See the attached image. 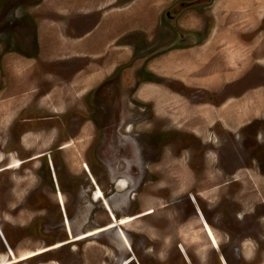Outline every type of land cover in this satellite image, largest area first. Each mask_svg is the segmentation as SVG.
<instances>
[{"label": "rangeland", "instance_id": "obj_1", "mask_svg": "<svg viewBox=\"0 0 264 264\" xmlns=\"http://www.w3.org/2000/svg\"><path fill=\"white\" fill-rule=\"evenodd\" d=\"M262 1L253 0L254 6H251V2L237 0L238 5L230 10L239 16L234 22H238L233 40L236 45L235 48L229 46L232 50L225 48L223 53L230 50L235 56L236 52H242V47L247 51L252 49L240 33L245 31L249 37L253 35L251 28L260 23L255 22V19L260 11L264 12V7L260 9L264 3ZM60 5L66 8L65 4ZM53 6V2L51 5L48 3L44 11L37 13L28 0H0V264L11 260L6 250L12 249L15 258L18 256L23 259L29 251L55 244L56 248L11 264H118L120 260L133 259L130 264H264V181L261 180L264 179V64L252 69L254 72L249 80L240 81L236 87L229 88L230 84L225 86L228 95L238 93L240 87L242 91L244 86H253L250 96H239L238 101L233 97L234 101L228 99L232 104L231 113L235 114L231 122L229 118H224L225 114L220 109L212 108L215 95L202 96L200 102L197 97L186 94L184 99L155 106V109L150 110L148 119L143 116L136 118L134 115L130 119L133 125L131 133L124 138L114 126L120 121L117 112L109 124L102 123V113L95 109L88 114L94 121L93 125L87 121L85 113L75 111L73 114L70 110L65 117L70 128L64 139L60 138L64 135L62 131L45 133L39 126L35 130L23 132L25 135L18 143L9 134L7 116L9 108L12 109L10 101L14 109L24 102L19 103L16 94L11 99L7 97L10 88L7 86L8 75L14 74L15 93L22 86L25 89L21 95L32 93L24 76L19 77L16 71L10 72L7 51L15 46L13 41L16 31H19L16 28L24 25L23 29H27L24 32L25 43H30V51L35 52L34 15L39 19L45 18L42 29L56 30L57 23L48 21L49 18L58 19L59 13L51 9ZM245 8L252 10L251 14L243 15ZM62 14L60 17L63 18ZM104 18L106 22L107 16ZM259 26L255 29L259 35L251 43L254 52L261 48L263 20ZM54 32L56 40L58 31ZM129 32L135 33L133 30ZM41 34L40 31L38 35ZM227 40L231 39L226 37L223 42ZM82 41L78 45L83 44ZM40 43L46 46V40L42 39L37 42V48L41 46ZM47 47L44 48L45 55H54ZM109 50L111 52L112 48ZM119 52L120 57L127 58L130 49L126 45ZM244 57L240 54L237 63L233 58L230 60L237 71L247 67ZM203 58L207 60L208 56L203 54ZM201 62V57L197 56L189 71L184 70V74H188L189 79L207 80L213 73V65L207 63L205 69V64ZM46 64L45 71L51 68L56 73H64L69 69L60 64ZM109 64L111 68L117 66L113 60ZM18 66L12 65V70ZM93 82L96 85L97 80ZM18 87L20 89L16 91ZM33 95H36L34 91ZM144 97L148 98L149 95ZM31 102L34 108L36 103ZM83 108L77 107L78 110ZM60 139L68 143L59 150ZM136 139L141 147L152 152L153 157L146 162L139 153L135 154V145L128 143ZM39 153L44 155L29 161L25 159ZM13 160L27 161L19 167L6 169ZM88 173L94 186H97L95 189ZM112 175H122L126 186L114 190L110 180ZM138 176L139 181L133 179ZM173 178L181 179L182 182L175 183ZM172 184L178 186L176 190ZM85 188L95 190L92 196L96 199L103 194L110 196L108 205L111 209L104 202L111 218L107 227L101 228L110 221L107 211L100 201H90L89 191ZM144 210L149 213L144 215ZM122 216H129L130 221L122 225L128 239V249L122 247L114 229L103 231L111 227L112 218L119 222ZM192 221L200 223L203 228L214 229L215 238L209 241L200 225H192ZM64 222H68L73 236L78 237V233L93 229L89 233L91 236L71 240L67 232L70 230L66 231ZM182 229L185 240L178 236ZM98 231L102 232L96 234ZM196 232L199 235L193 237ZM180 243L185 248L184 252L177 249Z\"/></svg>", "mask_w": 264, "mask_h": 264}, {"label": "flooded vegetation", "instance_id": "obj_2", "mask_svg": "<svg viewBox=\"0 0 264 264\" xmlns=\"http://www.w3.org/2000/svg\"><path fill=\"white\" fill-rule=\"evenodd\" d=\"M28 1L35 7L37 13L41 10L44 11L48 3L49 5H51V2L54 3L51 9L59 13L58 19L49 18L48 21L57 23L55 26L58 36H56L55 40L54 31L56 30L42 29L45 18L39 19L34 15L33 31L36 35L34 37V44H36L35 52H31L30 43H25L26 36H24V32L27 29H23L22 26L24 25L18 28L15 27L20 32L16 31L13 41L15 46H12L14 48L7 51V55L10 56L7 65L11 69L10 72H14L12 65H20L17 67L20 71H16V73L19 74V77L24 76L26 82L30 84L31 93L33 94V91L36 93L33 96L32 94L21 95L25 86H22L21 89L18 87L16 91L20 90L15 93V89H13L14 74L10 73L8 75L7 86H10V88L7 90L9 94L7 97L11 99L12 95L16 94V97L19 96V103L24 102V104H21L22 106L14 109L13 102L10 101L12 109L10 110L9 108L7 116L9 134L18 143H20V139L25 135L27 129L35 130L39 126L43 128L45 133L51 130L52 132L56 131V133L59 130L62 131L64 135L60 138L64 139L67 129L70 128L67 124V119H65L66 113L70 110L74 112L73 114H75V111L76 113L79 111L85 113L87 121L93 125L94 121L88 114L95 109L97 112L102 113V123L108 122L109 124L112 116L115 118L117 112L120 121H117L114 126L117 127V132L124 138L131 133L133 125L130 119L132 120L134 115L136 118L143 116L148 119L155 106L162 103L168 105L175 99H184L187 96L186 94L197 97L200 102L202 101V96L215 95L216 100L214 104H211L212 108L215 110L220 109L225 114L224 118H229L228 121L231 122L235 114H232V104L229 103L228 99L233 97L235 101H238L239 99L237 98L239 96H250L253 86H244L242 91L240 87L238 93H232L231 95L225 92V86L230 84L228 87L232 88L236 87V84L238 85L240 81L249 80V77L254 72L252 69L264 64V36L260 38L262 44L258 51L254 52L255 48L251 45L254 37L259 35L257 33L259 31L255 29L260 28L261 21H264V12L260 11L257 19H255V22L259 21L260 23L255 28H251L250 32L253 34L251 37L245 34V31L240 33V36H244L248 40L247 44L252 47V49L249 48L250 52L242 47L240 49L242 52H236L235 57L234 53L230 51L232 50L230 48L236 45L233 40H235L234 34L237 33L238 22L235 24L234 22H236L237 17L239 18L238 15H235V11L232 12L230 10L238 5L237 0H143V2L141 0ZM242 1L243 3L251 2V6H254L253 0ZM58 2L60 3L58 4ZM60 4H65L66 8H61ZM206 9L209 10L207 11ZM244 10L243 15L251 14L250 12H252V10L246 8ZM61 14L63 18L60 17ZM112 14L114 15L111 16ZM67 16L71 18L65 19L64 17ZM104 16H107L106 22H104ZM49 26L53 25L49 24ZM132 30L135 33L128 34ZM262 30H264V27ZM40 31L42 34L38 35ZM226 37L231 40H227L224 43L223 41ZM42 39L46 40L44 44L48 46L47 49L53 51L54 55L46 56L44 53L46 46L43 47L41 43L40 47L42 48L39 45L38 48L36 47L37 42ZM81 40H83V44L78 45ZM227 42H229L228 45ZM126 45L130 49V54L127 58L126 56L120 57L119 51L121 48H125ZM229 46L231 47L229 48ZM101 48L102 51H99ZM110 48H112L111 52ZM225 48L230 49L226 54L223 53ZM203 54L208 56L207 60L203 58ZM240 54L242 57L246 56L244 58L248 63V68L245 67L237 71L229 61L231 60L230 58H233V61L237 63V57ZM197 56L201 57V63L205 64V69L207 63L208 65H213V73L207 80L203 78L189 79L188 74H184V70H188L193 65L192 61ZM111 60L118 67L111 68L109 64ZM46 63H51L52 65L60 64L67 66L69 69H66L64 73H56V70L51 68L45 71L44 66H49ZM26 66H30L31 69L25 68ZM121 66H124V68L122 69ZM226 71H229L230 74ZM50 76L53 78H47ZM94 80H97L96 85L93 82ZM146 95H149V97L145 98L144 96ZM31 100L36 103L34 108L33 106L31 107L33 104ZM229 105L230 107H228ZM78 106H83V110H78ZM239 107L243 106L239 105ZM61 115H63L62 118ZM241 125L244 126V124ZM0 126L2 125L0 124ZM140 138L141 135H139ZM22 139L26 142L25 138ZM60 140V144L57 147L59 150L63 148L64 144L68 143L67 140ZM134 141H128V143L135 145L137 151L135 154L139 153L145 162L148 158L153 157L151 155L152 152L141 147L137 139ZM195 144L197 146V142ZM43 155L41 153L32 154L25 159L29 161ZM27 160L22 161L21 164ZM260 174L261 172H258V175L263 177ZM50 175L54 178L52 172ZM121 176L112 175L110 180L114 190L119 188L116 184H123L124 186L125 181ZM88 178H90L95 189L97 186H94V181L89 173ZM261 180L264 181V179ZM85 190L89 191L91 202L100 201L102 207L107 211L110 221L101 228L107 227L111 223L107 207L109 206L108 198L110 196H104L101 190L98 189L103 196L96 199L92 196L95 190H90L89 188H85ZM122 192L125 193V191ZM105 201L107 206L104 204ZM139 217H142V215ZM116 218L119 219L118 217ZM64 224L66 225V231L70 229L68 222H64ZM68 234L70 237L71 233ZM55 245L48 248H40L36 251H29V257L56 248ZM9 252L12 254L10 255ZM6 253L7 256L11 257V260L7 259L6 264L20 261L17 256L15 258L13 255L12 249L6 250Z\"/></svg>", "mask_w": 264, "mask_h": 264}, {"label": "bare ground", "instance_id": "obj_3", "mask_svg": "<svg viewBox=\"0 0 264 264\" xmlns=\"http://www.w3.org/2000/svg\"><path fill=\"white\" fill-rule=\"evenodd\" d=\"M24 98V97H23ZM111 137V136H110ZM115 137H117V136H115ZM118 138V137H117ZM112 139V138H111ZM137 152V151H136ZM135 152V153H136ZM21 165V162L19 161V160H13V162L12 163H10V165H8V168H15V167H19ZM179 168H181V167H179ZM182 172H185V170L183 171L182 170ZM142 173V172H141ZM26 174V173H25ZM140 174V173H139ZM138 174V175H139ZM182 174V173H181ZM145 176V175H144ZM133 179H138V181L140 180V176H138V177H136V178H133ZM133 181H135V180H133ZM142 181V180H141ZM172 181L173 182H175V183H180V182H182L181 181V179H175V178H173L172 179ZM135 184V183H134ZM21 185V184H20ZM141 185V184H140ZM126 185H124L123 186V184L122 185H118L117 187H119V188H122V187H125ZM172 187L176 190V188L178 187V186H176V185H174V184H172ZM111 193V192H110ZM110 198V197H109ZM108 198V199H109ZM112 198V197H111ZM135 199V198H134ZM80 202V201H79ZM130 202V201H129ZM135 202V201H134ZM131 204V203H130ZM137 204V203H136ZM140 207H141V205H140ZM128 209V208H127ZM145 211V213H144V215L146 214V213H149L148 212V210H144ZM113 214V213H112ZM149 215V214H148ZM128 217L129 216H122V218H121V221H116V219H114V218H112L113 220H112V224H111V227L110 228H107V229H103V231H107V230H115L116 231V234H117V237H118V239L121 241L120 243H122V247H124V248H126V249H128V239H127V237H126V234H125V232H124V230L122 229V225H126L127 223H129L130 221H129V219H128ZM135 218L137 217V215H135L134 216ZM189 221H190V219H189ZM187 222V221H186ZM181 224V223H180ZM183 224H184V222H183ZM192 225H200L199 227H201V230H202V232H204V234L203 235H205L206 236V238L209 240V241H211V240H213L214 238H215V233H214V229L212 230L211 228H203V226H201V224L200 223H198V222H194V221H192V223H191ZM80 226V225H79ZM140 226V225H139ZM178 226V225H177ZM188 226V225H187ZM141 227V226H140ZM194 227V226H193ZM175 228H177V227H175ZM195 228V227H194ZM173 229H174V227H173ZM200 229V228H199ZM70 230V229H69ZM171 230V229H170ZM68 233H71V230H70V232L69 231H67ZM91 232V231H90ZM90 232H86V233H78V237H75V236H73L72 235V233H71V236H70V239L71 240H73V241H75V240H81V239H84V238H87L88 236H91V235H89V233ZM100 232H102V231H98L96 234H98V233H100ZM160 232V231H159ZM170 232V231H169ZM168 232V233H169ZM112 233V232H111ZM200 234H201V232H199ZM132 234V233H131ZM109 235V234H108ZM172 235V234H171ZM184 235H185V233L183 232V229L181 230V232H180V234L178 235L182 240H185L186 238L184 237ZM196 235H199L198 234V232H196L195 234H193L192 236L193 237H195ZM111 236V235H110ZM113 236V235H112ZM143 236V235H142ZM174 236V235H173ZM175 237V236H174ZM170 238H171V236H170ZM200 238V237H199ZM202 238V237H201ZM111 239V238H110ZM117 239V238H116ZM131 240H132V238H131ZM147 240V239H146ZM156 240V239H155ZM154 241V240H153ZM203 241V240H202ZM79 242V241H78ZM176 242V241H175ZM82 243V242H81ZM77 244V243H76ZM93 244V243H92ZM95 245V244H94ZM162 245H163V243H162ZM161 245V246H162ZM130 246V245H129ZM189 246V245H188ZM83 249V248H82ZM106 249V248H105ZM177 249H178V251H185V248L183 249V244L182 243H180L179 245H177ZM84 250V249H83ZM163 250H165V249H163ZM166 250H167V248H166ZM187 250V249H186ZM71 251V250H70ZM82 251V250H81ZM150 251H152V250H150ZM149 251V252H150ZM159 251V250H158ZM161 251V250H160ZM155 252V251H154ZM72 253V252H71ZM74 253V252H73ZM76 253V252H75ZM81 253V252H80ZM10 255L12 254V253H9ZM84 254V253H83ZM136 254V253H135ZM156 254V253H155ZM161 254V253H160ZM162 254H163V252H162ZM73 255V254H72ZM76 254H74V256H75ZM128 255V254H127ZM30 256V254L28 253V254H24V256H23V259H25V258H27V257H29ZM73 257V256H72ZM76 257V256H75ZM86 257V256H85ZM154 257H155V255H154ZM17 258H18V256H17ZM104 258V257H103ZM106 258V257H105ZM135 258V257H134ZM146 258V257H145ZM144 258V259H145ZM74 259V258H73ZM143 259V260H144ZM155 259H156V257H155ZM162 259V258H161ZM18 260H21L20 258H18ZM68 260V259H67ZM75 260H76V258H75ZM78 260V259H77ZM82 260H83V258H82ZM81 260V261H82ZM87 260V259H86ZM134 260V259H133ZM133 260H120L119 262H118V264H128L130 261L132 262ZM152 260V259H151ZM16 261V260H15ZM146 261V260H145ZM144 261V262H145ZM162 261V260H161ZM78 262V261H77ZM80 262V261H79ZM83 262V261H82ZM135 262V261H134ZM7 263V261L4 263V264H6ZM70 263H72V262H70ZM100 263V262H99ZM87 264V263H86ZM113 264V263H112ZM130 264V263H129Z\"/></svg>", "mask_w": 264, "mask_h": 264}, {"label": "crops", "instance_id": "obj_4", "mask_svg": "<svg viewBox=\"0 0 264 264\" xmlns=\"http://www.w3.org/2000/svg\"><path fill=\"white\" fill-rule=\"evenodd\" d=\"M262 2H264V1H262ZM76 3H77V2H76ZM263 7H264V3L261 4V8H260V9H263ZM230 59H232V58H230ZM229 62H231V61H229ZM13 70H14V71H18L17 67L14 68Z\"/></svg>", "mask_w": 264, "mask_h": 264}, {"label": "water", "instance_id": "obj_5", "mask_svg": "<svg viewBox=\"0 0 264 264\" xmlns=\"http://www.w3.org/2000/svg\"><path fill=\"white\" fill-rule=\"evenodd\" d=\"M7 251H9V250H7Z\"/></svg>", "mask_w": 264, "mask_h": 264}]
</instances>
